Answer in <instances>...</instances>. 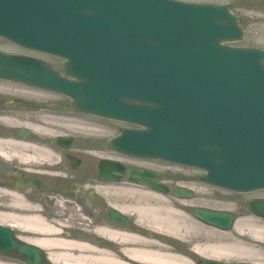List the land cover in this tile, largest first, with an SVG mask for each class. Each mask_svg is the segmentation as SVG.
<instances>
[{
  "label": "water",
  "instance_id": "1",
  "mask_svg": "<svg viewBox=\"0 0 264 264\" xmlns=\"http://www.w3.org/2000/svg\"><path fill=\"white\" fill-rule=\"evenodd\" d=\"M230 8L177 0H0V37L65 60L63 76L44 60L0 51V78L59 92L78 112L139 127L121 129L110 141L116 152L199 168L208 184L239 193L264 189V50L227 45L244 37ZM129 174L163 190L153 173ZM248 205L264 217V200ZM195 216L223 230L236 219L204 208ZM25 254L40 264L39 252L0 226V255Z\"/></svg>",
  "mask_w": 264,
  "mask_h": 264
},
{
  "label": "flooded vegetation",
  "instance_id": "2",
  "mask_svg": "<svg viewBox=\"0 0 264 264\" xmlns=\"http://www.w3.org/2000/svg\"><path fill=\"white\" fill-rule=\"evenodd\" d=\"M77 114L65 96L0 79V225L11 228L27 247L36 249L38 258L58 264L50 258L51 250L32 242L52 236L40 228L37 231L40 221L58 229L61 239L88 244L116 261L138 264L127 252L134 249L133 239L157 242L171 255L185 252V240L179 239L184 248H173L178 240L172 232L158 230L157 224L162 228L165 224L143 216L142 205L185 215V199L177 191L184 196L189 189L194 198L204 186L210 194L212 189L225 196L217 200L222 207L211 208L233 210L236 193L207 186L202 176L165 174L113 152L109 139L101 141L109 128L83 125L81 121L87 118ZM121 128L120 124L117 131ZM101 167L106 169L104 175H100ZM132 168L161 172L151 179L167 191L139 184L138 176L129 174ZM70 251L74 256L81 254Z\"/></svg>",
  "mask_w": 264,
  "mask_h": 264
},
{
  "label": "bare ground",
  "instance_id": "3",
  "mask_svg": "<svg viewBox=\"0 0 264 264\" xmlns=\"http://www.w3.org/2000/svg\"><path fill=\"white\" fill-rule=\"evenodd\" d=\"M81 124L91 125L83 121H81ZM147 198H152V196L148 194ZM231 208L233 209L234 207L231 206ZM140 212L143 216H147L149 219L153 218L154 221L165 224L163 228L162 225L157 224L158 230L162 229L172 233H178L183 240H185V235L180 234L179 232L185 228H187L190 233H192V231L200 232L201 230H205L208 238H206L207 236H202L203 234H200V236H198L200 238H196V250H191L192 253H174V255L167 253L166 249L162 250L163 245L161 246L157 242H146L145 240H141L139 238L136 240L133 239L132 241L134 243V249H127V252L132 258H135L134 260L137 261L138 264L143 262L149 264H171V262L177 261H179V263L183 262L188 264L190 260L189 257L195 251H197L196 255L203 259L214 258L220 261H247L254 259L255 253L258 252L256 249L258 246L253 245L252 242H248L251 240H264V223L262 221H255L253 219L237 221L235 225V231L241 236H245L240 241H237L233 234L209 228L203 223L195 221L193 218L190 219L191 224L189 223V226H187V224L185 225L183 223L185 216H183L181 212L174 209H166L163 211L162 209L159 210L158 208H153L151 204H147L142 205ZM244 226L250 227L248 235L244 233ZM39 228L42 233H50L52 236L46 235L45 239H37V241L33 240L32 242L40 245L44 249L51 250L50 258L58 264H129L116 261L108 255L104 257L103 254H99L96 252V249H92L88 244L61 239L58 235L59 230L51 225L45 224L43 221L39 222L37 231ZM68 249L79 250L81 254L79 256H74L73 254L69 253L71 251ZM89 252H91V257H88ZM0 264L22 263L11 259L5 260V258H0Z\"/></svg>",
  "mask_w": 264,
  "mask_h": 264
},
{
  "label": "rangeland",
  "instance_id": "4",
  "mask_svg": "<svg viewBox=\"0 0 264 264\" xmlns=\"http://www.w3.org/2000/svg\"><path fill=\"white\" fill-rule=\"evenodd\" d=\"M185 2H192V3H206V4H230L232 8V12L239 18L241 26L245 30V37L242 42L235 43V46L240 47H256V48H262L264 49V0H180ZM0 50L8 52V53H15V54H24L29 56H34L38 58L45 59L49 61L51 64H53L57 69H61V63L62 61L58 58L43 55L36 52H31L28 50H25L5 39L0 38ZM76 117L78 118H87L84 120H87L88 124H91L94 129L99 128L101 126H105L109 128V130H105V137L101 140L102 142H107L108 138L112 137L117 133V129L120 126V123H114L109 120H103L100 118H93L89 116H82L77 114ZM83 120V121H84ZM94 131V130H92ZM87 132H90L87 130ZM141 163L144 165H149L154 167L153 169L161 170L165 174H171L170 172H177L179 174H187L188 176L196 175L198 178L202 172L198 170H188L185 168L180 167H174L170 166L166 163L154 161V162H148L146 160H141ZM205 187L202 186V189L195 195V199L186 202L185 208V220L184 224L189 226V223L191 224V220L193 217V206L201 205L206 207H222L221 203H218L217 200H222L225 198V196L220 195L217 191L210 190L212 193L210 194L209 191H206L204 189ZM206 192V193H204ZM208 192V193H207ZM264 198V190L247 193V194H236L235 196V203L232 204L234 207L236 213L238 214L239 220L244 219H253L255 221H262L264 223V218L258 217L252 213V211L248 208L247 202L248 200L252 198ZM192 206V207H190ZM194 218V217H193ZM238 220V221H239ZM244 233L248 235V232L250 231L249 226H244ZM181 234L185 235V253H192L191 250L195 249L196 244V238L200 236V234H203L202 236H207L205 230H201L200 232H194L190 233L187 228L183 229ZM235 236L237 241H240L245 236H241L238 234L235 229L231 232H229ZM205 234V235H204ZM200 238V237H198ZM208 238V236L206 237ZM253 243V245H257L256 247L257 251L255 253L254 259L247 260L249 262H264V240L263 241H249L248 243ZM183 247L182 244H180V241L173 243L172 247L177 249ZM177 252V251H176ZM197 252V251H196ZM190 260L188 264H194V262L197 261V259L200 258V256H197L196 254H192L190 257ZM238 261V260H237Z\"/></svg>",
  "mask_w": 264,
  "mask_h": 264
}]
</instances>
